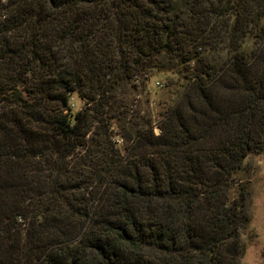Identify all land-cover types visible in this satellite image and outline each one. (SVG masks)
Listing matches in <instances>:
<instances>
[{"label":"trees","instance_id":"16d2710c","mask_svg":"<svg viewBox=\"0 0 264 264\" xmlns=\"http://www.w3.org/2000/svg\"><path fill=\"white\" fill-rule=\"evenodd\" d=\"M262 18L264 0H0V264H225L243 218L226 192L264 134V84L239 53ZM191 63L193 98L133 119L132 90ZM243 75L239 105L220 103L219 80ZM186 102L201 137L231 126L226 140L200 148Z\"/></svg>","mask_w":264,"mask_h":264},{"label":"rangeland","instance_id":"374dc122","mask_svg":"<svg viewBox=\"0 0 264 264\" xmlns=\"http://www.w3.org/2000/svg\"><path fill=\"white\" fill-rule=\"evenodd\" d=\"M258 24L254 29L249 28V32L243 40V46L240 49V54L245 57L244 60L247 61L248 66L246 72L247 78H257L262 80L264 84V76H262L264 70V49L260 52L259 49V36L260 33L264 34V18L258 19ZM263 30V31H262ZM262 39V38H261ZM212 55H210V58ZM231 58V55L227 51H219V53H214L213 57L209 59L210 62L216 63V65H224ZM194 63L186 64L185 66L177 68L176 71H170L161 76L155 78L154 81H158V84H150L148 89V95L142 94L140 89L138 93L130 92L129 98L133 99L132 108L135 110V115L133 119L136 120L138 117H144L145 120L151 119L152 123H157V118L160 113L165 112L166 106L175 103L178 97L184 92L187 93L190 98L195 95L191 88L190 73ZM211 65V64H210ZM219 68V67H218ZM242 79L237 84L238 87H227L231 81V77H225L219 80L215 88L214 93L220 103L225 105L236 107L241 102L243 97V92L239 87H247L246 76L243 75ZM244 82V83H243ZM164 83V84H163ZM241 83V84H240ZM252 82L250 83V85ZM157 85V86H156ZM249 85V86H250ZM227 87V89H226ZM131 101V100H130ZM185 117L188 123H190V128L194 131L197 130V126L193 125V116L188 112V102L185 103ZM84 100H81L77 95H73L70 108L73 112L85 109ZM106 121H108L106 119ZM129 122V118L127 119ZM127 122L129 126L130 122ZM109 127L111 131L112 143L116 144L121 157L125 156V145L129 142L128 137H122L121 131L118 128L117 121L115 119L110 120ZM258 131V130H256ZM232 132V127L228 126L220 127L217 131L208 133L207 136L201 137L202 133L197 130V135L199 137L200 148H210L216 145L222 140H226V135ZM154 135L158 136L161 134L159 127L154 126ZM253 145L260 150L248 155L242 165V167L235 171L231 177L232 183L229 184V189L226 192L228 195L229 202L227 206H232L234 202L241 204L237 208L236 212L243 217L238 225V241L235 247L230 245H222L221 250L227 254L225 264H264V134L255 133ZM124 145V146H123ZM82 151L78 150L75 153L74 158H69V160L74 163L80 161L78 158L81 156ZM35 177L40 178V181L49 175L50 168L42 163L34 165L33 167ZM42 187V186H41ZM43 188L35 189L29 192V198L26 201H30L32 204L36 205L38 209H41L42 201H45L46 195L49 193H43ZM35 206V207H36ZM235 259V260H233Z\"/></svg>","mask_w":264,"mask_h":264}]
</instances>
